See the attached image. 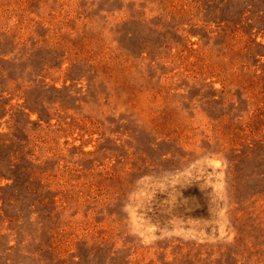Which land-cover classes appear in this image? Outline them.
Segmentation results:
<instances>
[{
	"label": "rangeland",
	"instance_id": "obj_1",
	"mask_svg": "<svg viewBox=\"0 0 264 264\" xmlns=\"http://www.w3.org/2000/svg\"><path fill=\"white\" fill-rule=\"evenodd\" d=\"M0 264H264V0H0Z\"/></svg>",
	"mask_w": 264,
	"mask_h": 264
}]
</instances>
